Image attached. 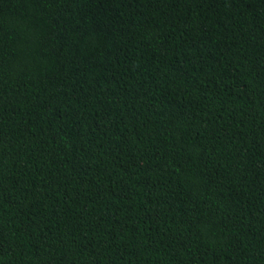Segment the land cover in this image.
<instances>
[{
  "label": "trees",
  "instance_id": "1",
  "mask_svg": "<svg viewBox=\"0 0 264 264\" xmlns=\"http://www.w3.org/2000/svg\"><path fill=\"white\" fill-rule=\"evenodd\" d=\"M0 264H264V0H0Z\"/></svg>",
  "mask_w": 264,
  "mask_h": 264
}]
</instances>
